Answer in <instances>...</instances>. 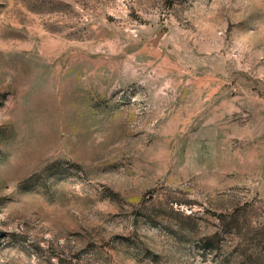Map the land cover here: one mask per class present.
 Returning <instances> with one entry per match:
<instances>
[{"label": "rangeland", "instance_id": "rangeland-1", "mask_svg": "<svg viewBox=\"0 0 264 264\" xmlns=\"http://www.w3.org/2000/svg\"><path fill=\"white\" fill-rule=\"evenodd\" d=\"M0 264H264V0H0Z\"/></svg>", "mask_w": 264, "mask_h": 264}]
</instances>
